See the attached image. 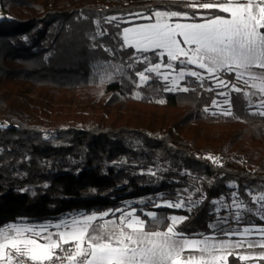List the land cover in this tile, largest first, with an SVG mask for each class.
Wrapping results in <instances>:
<instances>
[{
	"label": "trees",
	"instance_id": "trees-1",
	"mask_svg": "<svg viewBox=\"0 0 264 264\" xmlns=\"http://www.w3.org/2000/svg\"><path fill=\"white\" fill-rule=\"evenodd\" d=\"M0 5L13 17L0 22V119L14 125L0 129V227L102 213L133 202L141 218L149 220L139 210L150 208L164 220H149L150 230H165L167 217L183 215L187 219L178 230L198 234L214 220L211 201L236 190L227 185L236 184L242 197L249 190L264 192V117L249 114L240 94L232 95L233 115L216 111L212 101L221 89L215 79L201 87L186 77L188 92L165 91L161 81L137 87L134 73L147 65L134 59L159 60L121 46L124 27L148 21L137 14L222 13L189 8L186 0ZM109 17L120 19L109 24ZM130 62L133 67L121 74ZM150 169L157 175L146 174ZM193 184L203 194L193 198L203 202L190 212L150 203L161 201V194L176 201L177 191H192ZM141 199L145 203L136 202ZM229 264L249 262L230 257Z\"/></svg>",
	"mask_w": 264,
	"mask_h": 264
},
{
	"label": "snow or ice",
	"instance_id": "snow-or-ice-1",
	"mask_svg": "<svg viewBox=\"0 0 264 264\" xmlns=\"http://www.w3.org/2000/svg\"><path fill=\"white\" fill-rule=\"evenodd\" d=\"M186 2L189 8L222 14L196 12L190 16L186 11L156 10L149 16L137 14L138 19H146L148 23L123 28L122 47H134L139 54L153 53L160 61L154 63L147 55L135 58L134 64L147 66L134 73L139 82L134 78L133 83L139 87L161 81L165 91L188 92V87L180 86L186 77L194 78L193 82L201 87L206 79H215L216 89H226L215 92L222 101H212L221 114H232V95L240 94L249 114L264 117V0ZM118 19L109 17L105 22L110 24ZM96 23L99 26L100 22ZM190 66L195 68L184 70ZM132 67L130 62L119 72L123 74ZM229 73L235 74V81L255 91L246 92L236 83L220 78V74ZM208 159L218 163L212 157ZM146 174L156 176L157 170L150 169ZM227 187L236 189L227 201L224 196L211 201L213 210L209 215L215 217L207 225L211 234L199 233L196 238L178 230L187 217L177 215L167 217L170 222L165 230H150L149 220L151 224H161L164 220L156 211L144 209L139 211L149 220L141 218L129 204L100 214L64 218L55 224L20 222L0 227V264H229V257L241 262L264 260V225L252 224L256 205L255 215L264 221V192L256 196L252 195L253 190L246 191L245 196L250 198L246 200L236 184ZM197 193L201 189L193 184L192 191L178 190L176 201L161 194V203H150L157 209L190 212L193 206L203 202L193 199ZM242 223L250 226L241 228ZM256 248L261 249L258 254L250 251Z\"/></svg>",
	"mask_w": 264,
	"mask_h": 264
},
{
	"label": "rangeland",
	"instance_id": "rangeland-1",
	"mask_svg": "<svg viewBox=\"0 0 264 264\" xmlns=\"http://www.w3.org/2000/svg\"><path fill=\"white\" fill-rule=\"evenodd\" d=\"M166 59V58H165ZM160 61H158V62H156V63H159ZM195 68V66H190V68L189 69H184L185 71H188V70H192V69H194ZM179 70V69H178ZM201 71H203V70H201ZM172 75L174 76V75H176V73L175 72H173L172 73ZM207 73H205V76L207 77ZM220 78L221 79H223L224 81H226V82H231V83H236V85L238 86V87H241V88H243L244 89V91H246V92H251V91H255V89H251V88H247V87H245L244 85H242L241 83H239V82H237V81H235V78L234 79H232L230 76H228V75H226V74H220ZM186 79V78H185ZM184 81H182L181 83H180V86L181 87H185V85H184V83H183ZM216 83H217V81H215ZM256 84H257V87H259V85H260V82L259 81H257L256 82ZM141 85H143V84H141ZM226 89H222L221 88V90L220 91H225ZM222 97H218L217 98V100H221L222 101ZM253 102H255L254 101V98H253ZM224 107H227V105H225ZM215 110L216 111H219L216 107H215ZM234 114V110H233V105H232V114L231 115H233ZM235 191V190H234ZM258 195H260V194H258ZM258 195H256V196H258ZM225 197V199H226V201H227V198H228V196H224ZM242 197V196H241ZM242 198H244V199H246V200H249L250 198L249 197H242ZM141 201H145V200H142L141 199ZM141 201H136V202H141ZM171 201H173V200H171ZM158 203H161V201H158ZM129 204H131L132 206H133V202H128V203H126L125 204V206L123 207V208H126ZM258 207V205H256V206H254L253 207V214H252V223H253V225H255V226H262V225H264V221H261L260 219H259V216L258 215H255V212H256V208ZM130 210V209H129ZM153 209H146V211H152ZM80 214H84V213H79V212H74V213H71V214H68V215H66V216H64V217H62V218H60V219H58V220H46V221H44V222H41V223H32V222H29V221H25V220H22V221H19V222H14V223H20V222H25V223H27V224H34V225H39V224H55V223H58L61 219H64V218H70V217H73V216H77V215H80ZM87 214H92V213H87ZM96 214H100V213H96ZM221 215H223L224 214V212H223V210H221V213H220ZM262 214H264V213H262ZM177 216H183V215H177ZM254 216H256V217H254ZM183 217H186V216H183ZM109 218H111V217H109ZM257 218V219H256ZM214 219H215V217H214ZM233 226H236V225H233ZM241 226H243V223L241 224V225H239V227H241Z\"/></svg>",
	"mask_w": 264,
	"mask_h": 264
},
{
	"label": "crops",
	"instance_id": "crops-1",
	"mask_svg": "<svg viewBox=\"0 0 264 264\" xmlns=\"http://www.w3.org/2000/svg\"><path fill=\"white\" fill-rule=\"evenodd\" d=\"M148 22H149V21L138 22V23L130 24V25L126 26V27L134 26V25H136V24H144V23H148ZM193 199H194V198H193ZM194 200H196V199H194ZM252 224H253V223H252ZM246 226H250V225L243 224V226H241V228L246 227ZM161 231H163V230H161ZM199 233H203V234H205V235H208V234H211V230L209 229V230L206 231V232L203 231V232H199ZM199 233H198V234H199ZM192 236H194V237H196V238H199L198 236H196V234H192ZM252 238L255 239L256 237H252ZM233 239H236V238H233ZM239 251H244V250H239ZM250 251H252V252L258 254V253L261 251V249L256 248V249H252V250H250ZM229 260H230V257H229ZM249 264H264V260L249 261Z\"/></svg>",
	"mask_w": 264,
	"mask_h": 264
},
{
	"label": "water",
	"instance_id": "water-1",
	"mask_svg": "<svg viewBox=\"0 0 264 264\" xmlns=\"http://www.w3.org/2000/svg\"><path fill=\"white\" fill-rule=\"evenodd\" d=\"M0 17L4 18V19H0V22L5 21V20H12L13 19V17L10 14L6 13L2 9L1 5H0ZM12 126H14V125L9 123V122H7L4 119H0V129L1 128H9V127H12Z\"/></svg>",
	"mask_w": 264,
	"mask_h": 264
}]
</instances>
